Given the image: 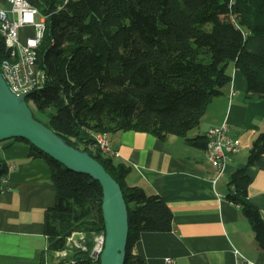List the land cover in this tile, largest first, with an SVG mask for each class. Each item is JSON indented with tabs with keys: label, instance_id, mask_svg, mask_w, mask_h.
I'll return each mask as SVG.
<instances>
[{
	"label": "trees",
	"instance_id": "obj_1",
	"mask_svg": "<svg viewBox=\"0 0 264 264\" xmlns=\"http://www.w3.org/2000/svg\"><path fill=\"white\" fill-rule=\"evenodd\" d=\"M36 1L46 13L37 48V66L46 80L28 97L37 109L53 107L43 123L87 150L120 184L128 210L124 264H147L132 251L133 242L144 231L170 230L172 211L160 195L127 183L128 166L89 148L94 135L133 129L159 138L186 136L230 81V62L244 75L246 92L264 97V0ZM3 51L0 35V55ZM10 139L28 143V156L44 157L51 169L55 201L43 222L47 249L67 248L68 236L83 234L87 249H71L77 259L49 264H99V257L90 255L94 236L103 231L99 182L23 137ZM186 141L205 148L208 138L186 136ZM263 151L264 132H259L246 166ZM246 166L230 174L226 197L241 207L264 250V215L248 197ZM7 172L0 156V178Z\"/></svg>",
	"mask_w": 264,
	"mask_h": 264
},
{
	"label": "crops",
	"instance_id": "obj_2",
	"mask_svg": "<svg viewBox=\"0 0 264 264\" xmlns=\"http://www.w3.org/2000/svg\"><path fill=\"white\" fill-rule=\"evenodd\" d=\"M227 68L230 81L186 134L206 135L210 127L227 123L240 146L228 155L221 172L206 158L205 148L188 144L186 136L168 133L159 138L133 129L107 134L112 150L107 155L129 167L127 183L160 195L173 214L170 230L144 231L133 242L132 251L147 264H164L166 256L172 264H233L234 249L264 264V250L248 219L226 197L230 174L246 166V151L264 132V97L246 92L245 77L233 62ZM28 154L23 140L0 143V156L8 165V186L0 191V264L51 263L43 227L46 209L55 201L51 169L44 157ZM246 168L248 197L264 215V151Z\"/></svg>",
	"mask_w": 264,
	"mask_h": 264
},
{
	"label": "water",
	"instance_id": "obj_3",
	"mask_svg": "<svg viewBox=\"0 0 264 264\" xmlns=\"http://www.w3.org/2000/svg\"><path fill=\"white\" fill-rule=\"evenodd\" d=\"M29 94H15L0 70V141L23 137L68 168L96 179L102 188L104 241L99 264H124L128 239V210L120 184L87 150L67 142L38 120L27 103Z\"/></svg>",
	"mask_w": 264,
	"mask_h": 264
},
{
	"label": "built area",
	"instance_id": "obj_4",
	"mask_svg": "<svg viewBox=\"0 0 264 264\" xmlns=\"http://www.w3.org/2000/svg\"><path fill=\"white\" fill-rule=\"evenodd\" d=\"M46 27V13L42 12L37 4L27 0H0V30L6 34V38L16 57V64L5 65L6 75L9 82L13 84L14 93L24 94L28 86H35L42 82V78H36L32 73V61L37 60V48L39 39L43 37ZM210 138H208L205 154L206 158L213 162L218 171L221 172L230 153L239 150V139L230 134L227 123L210 127ZM95 141L100 143L106 155L112 152L109 147L107 136L95 135ZM0 191L7 188V173L0 178ZM80 233L79 237H74ZM83 234L80 231L73 232L66 239L65 253H72L71 249L86 250L82 241ZM101 252L99 245V233L93 239L90 253L97 256ZM233 264H257L247 258L238 249L233 250ZM55 258V250L52 251ZM56 261V259H55ZM173 259L169 256L164 258V264H172Z\"/></svg>",
	"mask_w": 264,
	"mask_h": 264
},
{
	"label": "bare ground",
	"instance_id": "obj_5",
	"mask_svg": "<svg viewBox=\"0 0 264 264\" xmlns=\"http://www.w3.org/2000/svg\"><path fill=\"white\" fill-rule=\"evenodd\" d=\"M27 1L31 2L32 4H35L33 2L34 0H27ZM0 35L2 36V39L4 41V51L0 55V70H1V73H2V75H3V77H4L5 81H6L7 85L9 86L10 90L12 92H14L13 84L10 83L9 79L7 78L5 65H14V64H16V57H15L13 51H12V48L10 47V45L8 43V40L6 38V34L3 33L2 30H0ZM42 38L43 37H41L39 39V44H40V41H41ZM32 73L34 75H36V78H42V82L36 83L35 86L26 87L24 89V94H30L32 91L42 87L44 85V83H45V80H46L45 71L37 66V60H33L32 61ZM95 135L107 136L106 133H102V132L95 133ZM95 135H94V137H95ZM206 136H207V138H210V129L207 130ZM94 147L100 149L106 155L105 151L102 150L100 143H97L95 141ZM96 237H97V234L94 236V238H96ZM103 241H104V234H103V231H102V232L99 233L100 250H102ZM90 255L92 257H94V258L97 257V254H95V253H90ZM71 256H72V254L65 253L64 249L55 250V259H56V261L62 260V261L72 262L75 259L73 260Z\"/></svg>",
	"mask_w": 264,
	"mask_h": 264
},
{
	"label": "rangeland",
	"instance_id": "obj_6",
	"mask_svg": "<svg viewBox=\"0 0 264 264\" xmlns=\"http://www.w3.org/2000/svg\"><path fill=\"white\" fill-rule=\"evenodd\" d=\"M36 2L37 1L34 0L35 4H37ZM27 103L29 104L30 108L32 109L35 117L38 118L42 122H47L48 119H49L50 114L52 112H54V108L53 107H47L44 110L37 109L35 104H34V102H33V100L30 97L27 98ZM188 133H190V132H188ZM89 148H91L93 150L95 149L94 145H92V147H89ZM247 155H248V150L246 151V158H247ZM235 165H236V163H235ZM79 236H80V233H75L74 234V237H79ZM49 258H50V255H49ZM50 261L51 262L55 261V258H54L53 255L51 256Z\"/></svg>",
	"mask_w": 264,
	"mask_h": 264
}]
</instances>
